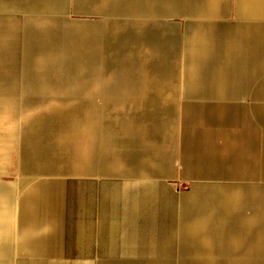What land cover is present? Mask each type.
Instances as JSON below:
<instances>
[{"label":"crops","instance_id":"obj_1","mask_svg":"<svg viewBox=\"0 0 264 264\" xmlns=\"http://www.w3.org/2000/svg\"><path fill=\"white\" fill-rule=\"evenodd\" d=\"M233 1L229 0L230 6L202 9L199 12L208 13L188 17L180 26L172 132L164 130L162 123L172 115L168 97H164L163 108L150 93L138 92L137 78L117 66L121 60L108 65L116 70L111 69L112 77L106 81L115 84L107 93L120 98L104 97L99 100L102 107H84V100L82 105L72 104V110L82 111L76 118L80 123H95L90 128L98 149L91 161L97 165L90 171L70 173L87 179L82 190L75 192L68 181H49L42 188L54 197L62 187L65 190L64 204L72 207L64 221V245H72L73 240L77 250L60 259L36 252L57 250L56 237L62 235L51 225L47 236L31 238L36 248L30 264H91L88 254L145 255L99 259L93 264H205L206 255L207 264H264V250H259L264 249V10L241 7L240 0L233 6ZM116 8L108 0H0V16L59 15L64 25L78 30H97L120 14ZM150 53H156L155 47ZM38 55H44L43 60L51 57L39 53L33 59L41 61ZM103 59L81 62L98 64ZM86 68L68 77L85 74L92 82L87 74L97 71ZM139 77L143 88L149 83L157 90L164 88L160 74L153 76L145 70ZM13 78L17 87L11 92L8 74L0 72V253L19 250L24 254L20 264H26L25 229L34 231L39 225L26 227L24 192L33 191L34 186L26 187L24 136L18 121L10 123L8 96H24L29 83L25 80L33 76L17 73ZM48 79L40 78L39 83ZM98 90L102 95V89ZM130 93L142 96L134 102L139 109H111L119 120L102 126L93 120V111L110 110L106 104L128 103L123 100ZM75 144L71 141L70 145ZM143 174L153 175V180ZM168 183L184 188L177 199ZM190 249L211 252H183ZM171 254L185 257L164 258ZM0 264H4L2 259Z\"/></svg>","mask_w":264,"mask_h":264},{"label":"bare ground","instance_id":"obj_2","mask_svg":"<svg viewBox=\"0 0 264 264\" xmlns=\"http://www.w3.org/2000/svg\"><path fill=\"white\" fill-rule=\"evenodd\" d=\"M108 2L111 8L117 6L115 10L118 11L119 8L120 14L111 16L110 19H107L108 22L102 23L97 30L72 29L69 25L62 23L64 19L59 17V15L24 16L20 27H17L18 22L15 18L0 16V72L8 74V88H13L12 85L16 82L13 77L21 72L24 77L33 76L32 80H28L29 83L25 82L24 87L29 86V90H36L37 96H39L38 91L42 93L59 85L62 87L67 86V92L72 94L77 87L85 86L90 89L92 84L87 78L78 77L76 81L69 84L71 82L68 80L70 78L68 75L74 71L88 69L86 67H91L89 68L91 70L101 71L105 62L109 65L121 60V66H123V53L124 47L127 45L126 41L140 37L153 43L154 40L160 37L158 29L152 27L151 18L154 16H162L164 14L177 15L180 13L194 14L209 7L230 6L229 0H108ZM240 3L239 6L244 8L259 7L264 10V0H240ZM90 45H94L91 51ZM39 53L51 54V57L41 61L33 59V56ZM94 54L97 57L93 58ZM102 56L104 59L98 64H83L81 62L90 58L99 61ZM120 70L124 69L121 67ZM145 70L141 68L139 72L144 73ZM43 77H50V79L46 81L47 83H39V79ZM51 77H54L52 79L55 83L52 82ZM111 82L112 84L100 82L96 86L102 89L103 94L112 92L115 84H113V80ZM75 101L82 105L83 99L74 100L73 102ZM70 111L69 113L75 115V118H61L60 123L55 124V119L50 116V119L45 123H40L49 130L48 132L45 129L42 131L41 125H35V127L33 126L30 129L31 133L41 131V135L47 136L38 137L33 135L24 141L22 164L25 171L42 174H69L73 171L85 172V167L89 169L97 165L92 163L90 166H82L81 162L75 161L76 157L74 158V154L69 149L71 141L77 143L80 140L81 143L83 131H88L90 135H93L90 128L93 122L85 121V123H80L76 118L81 116L82 111L79 109H71ZM50 113L53 114V111ZM93 113H96L93 116V120L100 126H102L103 122L108 123L111 120H119V114L113 110L93 111ZM39 138L41 139L40 142ZM26 141H29L30 144H25ZM76 148L75 144L72 150L74 151ZM79 159L82 161L83 158ZM59 191L61 192L59 196L65 200L63 187ZM62 199L52 213L66 217L69 210L66 209L67 206ZM76 215L79 217V213ZM78 233L80 234L79 228ZM55 243L57 250H36V252L40 251L41 254H48L47 256H49L52 251L58 259L60 257L64 258L71 253L70 250H65L66 248L60 235H57ZM6 251L8 252V250ZM33 251H25L26 254L30 253L28 257H25L26 264L34 262L31 254ZM190 251L194 253L211 252V250L207 249L183 250V252Z\"/></svg>","mask_w":264,"mask_h":264},{"label":"rangeland","instance_id":"obj_3","mask_svg":"<svg viewBox=\"0 0 264 264\" xmlns=\"http://www.w3.org/2000/svg\"><path fill=\"white\" fill-rule=\"evenodd\" d=\"M233 2H234L233 6H236L238 0H234ZM201 12H196L194 14L180 13V14H177L178 16L176 14H164L162 16H154L153 18H151L152 27L157 28L160 31V37L154 40L153 43H151L150 41L144 40L143 38H140V37L133 38V40L131 39V41L130 40L126 41L127 45H125L124 53H123V56H124L123 63L124 64L122 63L123 66L117 64V66H121L124 70H129L128 76L130 78L131 76L137 78L139 86H140L138 89L140 91L138 92L150 93L151 97L157 99L159 102H162V104L164 103V97H168V101L171 105V108L173 109L172 115L170 119L168 120L165 116V118H163L164 120H162V123H163L164 130H167L168 128V131H171V132L174 130L175 124H176L175 104H176L177 95L175 91H176V85H177V77H178L177 75H178V72L180 71L179 69L180 58H181V45L180 44H181V39H182L180 26L188 17L202 16L200 14ZM202 13H208V12H202ZM7 16H11V18H15L18 22L17 27H20L21 21L25 15H7ZM72 16L75 18V17H83L85 15H72ZM14 23L16 24V22ZM152 45L153 47L156 48V53H153L155 55L154 57L152 56L153 54L150 53V48H152ZM162 54H164L163 55L164 58L161 62H159V58L162 57L161 56ZM35 57L43 60L45 56L38 55ZM141 68L146 69L147 73L151 75L153 74V76L160 74L162 76L161 79H162L164 88L162 90H157L156 86L150 85L151 83L147 84V86L143 88L141 77H139V71ZM111 69L112 67L110 68V66H108V64H106L105 62L104 68H102L101 71L94 72L93 74L91 73L90 75L87 74L88 78L89 76L93 78V79L92 78L90 79L92 81L91 88L86 89L85 86L77 87V89L74 88L75 91L73 92V94L67 92L66 90L67 86L62 87L60 85L55 86V88L54 89L52 88V90L51 89L49 91L45 90L42 93H38L39 96H37L35 91L29 90L28 89L29 86L24 87L26 88L24 96L10 94L8 96L10 123L11 121H14V120L16 122L18 121L19 127L23 131L24 141L28 140L33 135H37L38 137L40 136L45 137L47 135H41V131L36 132V133H31L30 129L33 126L35 127V125H41L40 123H45L47 120L50 119V116L53 117V119H55V124L60 123L61 118H66V117L75 118V115L70 114L68 111L69 108L70 109L73 108L72 104L77 103L76 101L73 102L74 100H80L82 98L86 102L84 107L94 108V107H102L103 104L101 103V101L99 102V100H101L104 97L110 100L114 98H120L121 95H117V94L111 95L110 93H107L104 96L103 94L100 95V93H98L99 88H97L96 85L99 84V82H106L108 78L112 77ZM82 78L85 79V74H83ZM76 79L77 77L68 78V80H70L71 82L69 84H72L73 81H76ZM43 81H46V80H43ZM52 82H54V80H52ZM12 87L13 88L9 90L11 92H14L17 87V82H15L12 85ZM131 88H132V84H130V89ZM164 93L167 96H164ZM141 99H142V96L140 95L136 96V94L132 95V93H130L128 96L125 97V100H123V102L127 101L128 103H123V104H118V105L106 104L105 107L110 110L120 109L122 111H126L129 109L134 110V108L139 109L141 106H136L134 102L135 100L137 101ZM93 101H97L98 104L96 105L93 104ZM66 103L70 105H67ZM161 106L164 108V104ZM166 106L167 105H165V107ZM52 111H53V114L50 113ZM163 112L167 113L168 111L163 110ZM43 129L47 130V132L49 131L44 126H42L41 130L43 131ZM164 130L160 131L162 135H164ZM83 133L84 134L81 139V143H80V140L77 139L79 140L76 143L77 148L74 149L72 153L74 154V158L76 157V160H75L76 162L77 161L78 163L81 162L82 166H88V165L90 166L93 163L91 160L93 156L96 154L95 152L98 148H96V144L94 142V139H95L94 136L90 135L88 131L86 132L83 131ZM156 133H159V131ZM152 139L151 138L149 139L150 145H152L151 143H153ZM40 141L41 139L39 138V142ZM52 141L55 143L54 140ZM25 144L29 145L30 142L26 141ZM81 157L83 158L82 161L81 159H79ZM90 170L92 169L91 168L87 169V167H85V171H90ZM99 175H100V179H103L104 176H102L101 174ZM143 176L146 178H149L150 180H153V177H152L153 175L143 174ZM24 177H25L26 187L28 185L34 186L33 191L26 189L24 192V197H25L24 203H25V208H26L25 221L27 223L26 227L39 225L38 226L39 229H36L35 231H31V229L28 230L27 228L25 229L26 239L24 242L26 243V248L24 252L26 250H29V251L34 250L36 247H35L34 242H32L31 238H39L45 235L47 236L49 234V229L51 225L52 226L56 225V227H58V229L56 228V233H57V230H58V233H61L62 238H63V243H64V235H65V230H66L64 228L65 227L64 221L68 219H65V217H61L59 214L56 215V218H54L55 214L52 213V210H51L53 204H58L60 202L59 199H62L59 196L61 192L60 191L56 192V197H54V193L51 194V192L44 190L42 188V185L49 181L58 182V183H65L68 181L70 182L69 184L71 188L75 190V192H77L78 190H82V186L86 184L87 179L85 178L84 180L83 178H81L79 174H76V175L70 174V173L69 174H42V173H35V172L29 173L27 172V170L25 171ZM80 181H82V183H79ZM231 185H234V184H231ZM231 185L229 184V186ZM167 186L172 188L171 190L174 196L176 197V199L184 191V188L175 187L174 184L172 183H168ZM71 207L72 206L69 203L66 209L70 211ZM9 209L12 210L11 208ZM50 218L54 219L53 224L48 222ZM31 222L33 223L31 224ZM70 233L71 232L69 231V234ZM28 239H30L31 241H29ZM72 242H73L72 245L71 243L65 244V247H66L65 250H77L75 248L73 240ZM37 246H40V245L37 244ZM174 249L178 250V248H173V250ZM43 250H49V249L43 248ZM259 250H264V249L262 247ZM49 255L51 257H55V254L52 251ZM28 256L29 254L27 253L25 257H28ZM68 256H71V254L70 255L68 254L65 257H68ZM131 256L132 255L108 256L106 254H88L87 255L88 258H91L93 263L99 259H110L113 257H131ZM23 257H24L23 252H20L19 250L18 252L16 250H8V253L7 252L0 253V259H2L4 264H20L23 260ZM132 257H145V255H133ZM178 257L180 258V257H185V256L180 255V254L164 255V258H175L176 259ZM196 257L201 258V256H196ZM203 258H204V263L206 262L205 264H207L208 256L207 255L203 256Z\"/></svg>","mask_w":264,"mask_h":264}]
</instances>
